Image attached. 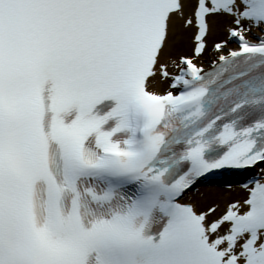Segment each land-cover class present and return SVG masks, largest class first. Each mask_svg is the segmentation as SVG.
I'll list each match as a JSON object with an SVG mask.
<instances>
[{
  "label": "snow or ice",
  "instance_id": "1",
  "mask_svg": "<svg viewBox=\"0 0 264 264\" xmlns=\"http://www.w3.org/2000/svg\"><path fill=\"white\" fill-rule=\"evenodd\" d=\"M0 264H264V0H0Z\"/></svg>",
  "mask_w": 264,
  "mask_h": 264
},
{
  "label": "bare ground",
  "instance_id": "2",
  "mask_svg": "<svg viewBox=\"0 0 264 264\" xmlns=\"http://www.w3.org/2000/svg\"><path fill=\"white\" fill-rule=\"evenodd\" d=\"M229 21L226 19H217L212 21L211 34L208 37V54L214 55L215 52L209 50L210 42H221L226 36V28L228 27ZM260 34V33H258ZM193 31H185L181 26V22L177 24V32L174 40L172 41L169 49L168 56L170 58L178 57L182 54H190L193 49L194 39ZM247 38L249 35L247 34ZM206 57V56H205ZM204 57V59H205ZM203 61H201L203 66ZM165 84V83H163ZM156 90V89H155ZM202 194L190 193L186 196L185 200L197 204L199 207H207L209 204H214L219 207L222 212L225 206L230 201H241L243 197H246V192L232 187L229 190H223L219 188H202Z\"/></svg>",
  "mask_w": 264,
  "mask_h": 264
},
{
  "label": "rangeland",
  "instance_id": "3",
  "mask_svg": "<svg viewBox=\"0 0 264 264\" xmlns=\"http://www.w3.org/2000/svg\"><path fill=\"white\" fill-rule=\"evenodd\" d=\"M212 43H213V42L211 41L210 44H209V46H210ZM215 56H216V54H214L212 57L215 58Z\"/></svg>",
  "mask_w": 264,
  "mask_h": 264
}]
</instances>
